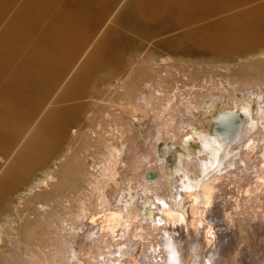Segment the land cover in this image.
<instances>
[{"label": "bare ground", "instance_id": "6f19581e", "mask_svg": "<svg viewBox=\"0 0 264 264\" xmlns=\"http://www.w3.org/2000/svg\"><path fill=\"white\" fill-rule=\"evenodd\" d=\"M179 1L134 0L129 7L132 21L143 22L157 13L178 7ZM262 5L240 10L235 15L230 12L232 16L227 27L219 35L213 33L212 37L201 38L200 42L216 47L220 44H252L260 40L257 33L264 32ZM200 27L196 32H200ZM65 28L57 34L61 41L70 33ZM7 44L5 42L0 47V61L4 58ZM52 53L36 55L38 63L30 64L17 78L15 95L27 86L35 88L48 79L50 75L47 72L54 64ZM94 54L85 60L61 90L0 176V258L2 243L17 232L14 211L35 187L45 186L53 177L56 161L71 150V142L81 121L80 104L85 83L96 69L118 56L112 46ZM235 65L226 67L233 70ZM240 75L238 88H241L243 98L237 99L233 92L226 95L230 107L214 118L218 125L213 128V134L203 129L195 131L194 118L185 111L183 98H177L176 103H161L155 107L152 100L155 95L150 87L146 89L147 94L140 97L144 102L136 101L133 105V110H138L133 116L141 118L138 121L149 118L146 129L135 136L122 135V143L126 145L122 161L117 160L116 167H113L115 175L112 173L106 179L110 181L101 187L92 181L91 186L97 187L93 196H88V200L81 196L68 199L67 209L49 214L53 224L48 226L53 228L52 231L56 230L59 235L74 241L66 238V242H60L52 236L56 233L44 229L38 237V250L35 249L41 264H250L244 257L257 258V251L264 246L258 247V242L264 241V60L256 62L254 68L252 65L248 69L243 68ZM156 92L160 94L161 89ZM212 93L207 90L196 95L204 99ZM252 97L258 99L255 112L251 111L249 102ZM187 99L192 101L195 110L199 107L200 103L190 95ZM13 107L11 105L10 108ZM236 108L245 114L243 121L234 111ZM162 113L171 116L169 123ZM2 121L7 120H0V123ZM190 138L199 141L197 150L186 145ZM159 139L165 143V152L175 143L185 151L175 157L170 172L161 169L164 157L157 151ZM166 139L170 140V145L166 144ZM108 143L119 151L117 142ZM244 146L247 150H243ZM108 150L112 154L110 148ZM110 158L115 159L113 156ZM107 164L102 163L106 169ZM38 166L46 167L41 176L27 186ZM150 168L157 170L155 174L147 173ZM97 192L101 193V201L97 205L105 208L102 210L100 206L99 212V209L95 210L97 200L94 201ZM66 228L70 232L78 229V232L62 233L61 230ZM60 244L65 248L68 244V249L57 248L56 245ZM62 250L69 253L66 256L57 253L64 252ZM83 251L87 259L81 258ZM262 251L259 259L264 258ZM113 254L119 256L118 260L113 258ZM262 262L261 258L260 264Z\"/></svg>", "mask_w": 264, "mask_h": 264}, {"label": "rangeland", "instance_id": "374dc122", "mask_svg": "<svg viewBox=\"0 0 264 264\" xmlns=\"http://www.w3.org/2000/svg\"><path fill=\"white\" fill-rule=\"evenodd\" d=\"M133 1L0 0V47L8 42L4 58L0 61V120H7L0 123V176L61 90L85 64V60L109 46L118 54L105 66L96 69L85 83L80 104L81 121L71 142V150L56 161L53 177L45 186L35 187L32 194L23 198L16 211L11 209L15 213L17 232L2 243L0 264H41L35 249L38 250V237L44 229L56 233L50 235L60 242H66L67 239L72 242L73 238L52 231L50 226L53 222L49 214L67 209L68 199L81 196L88 200L97 187L110 181L106 179L111 177L117 160L120 161L126 152L122 135L142 133L150 121L144 118L140 122V117L133 116L138 111L133 110L134 102H140L149 87L155 95L152 99L155 107L161 106V103H176L177 98H183L185 111L194 118L195 131L203 129L213 134V128L218 125L214 118L230 107L226 95L233 92L237 99L243 98V92L238 88L242 69H248L251 65L254 68L256 62L264 60V52H260L264 49V32L257 33L261 38L252 44H220L212 47L200 42L201 38L212 37L213 33L219 35L231 14L260 4L264 6V0H180L178 7L157 13L143 22L132 21L129 7ZM63 26L70 30L71 36L61 41L57 34ZM199 27L200 32H196ZM43 52L53 55L54 64L51 65L50 74L47 72L50 76L37 87L27 86L15 95L17 78L30 64L38 63L36 55ZM225 64L236 65L233 70H229ZM215 87L221 88V92ZM158 89H161L160 94L156 92ZM207 90L213 91L211 97L200 99L196 95ZM188 95L200 103L196 110L192 101L188 102ZM257 100L256 97L248 100L252 112L256 110ZM11 105L14 106L13 110ZM234 111L243 121L245 114L237 108ZM162 114L169 123L171 116ZM108 142H117L119 151ZM165 142L171 144L169 139ZM156 144L159 155L164 157L161 169L170 172L175 157L185 151L180 144L175 143L165 152L162 139L157 140ZM186 145L192 150L200 147L199 141L193 138L188 139ZM243 150H247V147L244 146ZM112 156L114 161L110 158ZM103 162L109 163L107 169L103 167ZM45 167H36L26 185L40 177ZM155 171L150 168L147 173L152 175ZM92 181L97 182V187L91 186ZM100 194H96L99 198L94 196V201L97 200L95 210L101 206L97 205L101 201ZM74 231L70 232L67 228L61 230L62 233ZM226 242L227 238L224 239ZM258 243L259 248L264 245V241ZM57 245V248L68 249V244L67 248L63 244ZM262 249L264 246L261 251H257V258L253 257L257 261L251 256L244 257V260L250 261V264L252 261L253 264H260L262 258L261 264H264V258H258L263 253ZM62 251L66 254L57 253L65 256L69 253L68 250ZM80 254L82 259L88 258L84 251ZM112 256L116 260L119 258L117 254ZM60 261L65 262L62 258Z\"/></svg>", "mask_w": 264, "mask_h": 264}]
</instances>
